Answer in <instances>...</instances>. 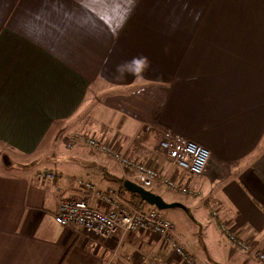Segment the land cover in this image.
Instances as JSON below:
<instances>
[{
	"label": "crops",
	"instance_id": "obj_1",
	"mask_svg": "<svg viewBox=\"0 0 264 264\" xmlns=\"http://www.w3.org/2000/svg\"><path fill=\"white\" fill-rule=\"evenodd\" d=\"M98 106L117 130L102 136L163 173L169 161L144 127L207 148L202 175L170 170L192 192L166 190L164 201L191 218L172 222L176 233L204 264H264L253 256L264 254V0H0V145L9 150L0 157V264H186L152 230L103 238L55 221L62 199L106 211L96 192L123 186L112 159L83 140L66 145L85 135L72 129L79 113ZM52 128L59 133L44 142ZM62 134L68 152L56 151ZM43 161L52 168L27 169Z\"/></svg>",
	"mask_w": 264,
	"mask_h": 264
},
{
	"label": "built area",
	"instance_id": "obj_2",
	"mask_svg": "<svg viewBox=\"0 0 264 264\" xmlns=\"http://www.w3.org/2000/svg\"><path fill=\"white\" fill-rule=\"evenodd\" d=\"M159 137L158 150L169 161V170L161 172L147 162H137L131 160L125 150L115 148L101 139L83 134H74L66 142L67 146H73L77 140H85L88 147L100 151L115 161L122 169L123 179H132L143 188L160 184L166 188L177 189L181 194L192 193L187 186H177L171 176L172 168H180L186 172L200 176L206 170L210 161V151L204 146L187 140L184 137L174 134L167 129L158 130ZM40 178H52L51 172H42ZM78 183L85 190H92L91 182ZM96 196L101 198L111 208L106 211L90 206L85 197L78 199L64 198L57 206L54 214L55 221L65 227L76 226L82 228L86 233L99 237H109L111 235L124 234L137 230H152L159 238L170 242L174 253L186 264H201L196 256L191 253L185 240L176 233L174 225L168 219L162 217L154 210H138L121 199L118 191L108 189L101 193L96 192ZM212 215H215L213 213ZM219 230L232 242L239 250L246 252L250 249L249 244L239 238L235 232L225 223L218 224ZM253 256L264 262V254L254 251ZM139 264H164L162 261L153 258H144Z\"/></svg>",
	"mask_w": 264,
	"mask_h": 264
},
{
	"label": "rangeland",
	"instance_id": "obj_3",
	"mask_svg": "<svg viewBox=\"0 0 264 264\" xmlns=\"http://www.w3.org/2000/svg\"><path fill=\"white\" fill-rule=\"evenodd\" d=\"M102 112H104L99 106H98V108H96V111H95V114L93 115V114H88V116H86L85 118H82L81 116H80V113H79V116H78V119L80 120V121H82L83 120V122H81L80 124L79 123H77L76 125H75V127H73L72 129H76V128H78V132H82V133H85L87 136H92V137H95V138H98V139H101L102 141H104V142H106V143H108V144H110V145H113L109 140H108V138L106 137V136H102V135H105V134H107V133H110V131L112 132V133H116L117 132V130L116 129H108V127L106 126V124H105V122H103L102 121V116H101V113ZM83 111H82V113H81V115H83ZM105 114V113H104ZM91 120H93L92 122L93 123H91ZM98 123L100 124V127L99 126H97L98 125ZM101 123L102 124H104L105 126H101ZM81 125H83V126H81ZM90 125H93L94 126V130L92 129V127H90ZM56 129L57 128H52L51 130H50V132H49V134L47 135V137H46V139H45V141L44 142H46V141H48V138L53 134V133H55L56 132ZM81 129L83 130V131H81ZM152 129V131H154V132H156V134H159V132H158V130H160V128H158V127H153V126H150V127H144V130H145V132H146V134L148 133L147 131H149V130H151ZM164 128H162V130H163ZM59 131V129H57V132ZM59 133V132H58ZM140 133H142V132H139V133H136L133 137H132V140L133 139H139L140 138ZM70 135V134H69ZM74 135V134H73ZM64 137V135L62 134L61 136H60V139H58L57 140V143H56V151H61V152H68V150H70L69 148H67V149H65V147L62 145V138ZM67 137V136H66ZM84 141V143L86 144V142H85V140H83ZM158 141H159V137H157V149H158ZM87 145V144H86ZM69 147V146H68ZM94 150V149H93ZM96 153H99V154H102L100 151H98V150H94ZM9 152V150L7 149V148H5L4 146H1L0 145V157L1 158H3V157H5L4 156V154L5 153H8ZM52 152V151H51ZM161 153V152H160ZM10 154V156L13 158V160H16V161H18V162H20V161H24V159H21L20 160V158H15L14 156H13V153L11 152V153H9ZM104 155V154H103ZM106 156V155H105ZM163 156V155H162ZM108 157V156H107ZM164 157V156H163ZM11 158V159H12ZM109 158V157H108ZM111 159V158H110ZM11 162V161H10ZM115 162V161H114ZM147 164H150V165H152L151 163H149V161H147ZM42 166H45V167H51L52 168V166H51V164L50 163H48V162H39V164H35L34 166H28V170H32L33 172H35L36 171V169H38L39 167H42ZM55 167V166H54ZM43 170V169H42ZM124 178V177H123ZM124 180V179H123ZM126 180H130V181H132V182H135L136 184H137V182L136 181H134V180H132V179H126ZM146 189H148V190H153L154 191V186H148V187H145ZM166 190H167V188L165 187V188H160V190L159 191H157L156 193L163 199V200H165V201H167V199H169V197L167 196V194H166ZM145 208L146 209H152V210H154V211H156L158 214H160L162 217H165L166 219H168L169 221H171V222H173L174 223V225L178 228V227H180L181 225H183V223L181 222V221H185V222H187V223H189L190 221H189V218H190V216L188 215V218L186 217V215L183 213V215L181 214V210L178 208V207H172V208H166V209H158V208H156L155 206H153V205H150V204H145ZM146 211V210H145ZM188 214V213H187ZM181 216L182 217H184V218H181ZM183 219V220H182ZM191 219V218H190ZM141 231H147V230H141ZM153 232V231H152ZM181 232V234L187 239V240H189L190 238L188 237V236H186L182 231H180ZM144 258H146V257H144ZM143 258V259H144ZM142 259V260H143ZM201 264H204V262L202 263L201 262Z\"/></svg>",
	"mask_w": 264,
	"mask_h": 264
},
{
	"label": "water",
	"instance_id": "obj_4",
	"mask_svg": "<svg viewBox=\"0 0 264 264\" xmlns=\"http://www.w3.org/2000/svg\"><path fill=\"white\" fill-rule=\"evenodd\" d=\"M123 187L129 192L139 195L143 201H145L146 203L150 205L155 206L158 209L172 208L178 205L177 203L165 202L159 195H156L152 193L151 191L146 190L142 186L130 180H124Z\"/></svg>",
	"mask_w": 264,
	"mask_h": 264
},
{
	"label": "trees",
	"instance_id": "obj_5",
	"mask_svg": "<svg viewBox=\"0 0 264 264\" xmlns=\"http://www.w3.org/2000/svg\"><path fill=\"white\" fill-rule=\"evenodd\" d=\"M83 136H86V134ZM125 189H123V186L118 190L119 196L121 197V194H124ZM71 199H78V198H71ZM126 201L131 204L133 207L137 208L138 210H145V202L142 201L139 195L135 193H129V197L126 198Z\"/></svg>",
	"mask_w": 264,
	"mask_h": 264
}]
</instances>
